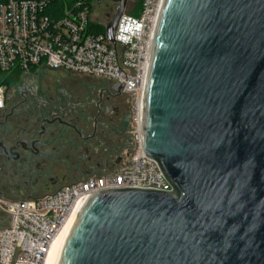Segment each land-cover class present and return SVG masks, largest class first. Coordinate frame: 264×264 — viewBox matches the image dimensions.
Listing matches in <instances>:
<instances>
[{
	"label": "water",
	"instance_id": "1",
	"mask_svg": "<svg viewBox=\"0 0 264 264\" xmlns=\"http://www.w3.org/2000/svg\"><path fill=\"white\" fill-rule=\"evenodd\" d=\"M141 131L173 190L86 195L55 264H264V0L161 1Z\"/></svg>",
	"mask_w": 264,
	"mask_h": 264
},
{
	"label": "built area",
	"instance_id": "2",
	"mask_svg": "<svg viewBox=\"0 0 264 264\" xmlns=\"http://www.w3.org/2000/svg\"><path fill=\"white\" fill-rule=\"evenodd\" d=\"M0 0V72H20L22 79L41 70L73 74L121 84L133 106L127 130L129 150L116 170L101 168L42 198L4 200L8 215L0 225V264H45L51 246L76 215L86 195L105 189L139 187L173 190L157 161L144 153L141 99L152 35L162 0H143L138 15L124 13L114 39L96 32L88 0ZM9 88L0 84V111ZM124 162V164H123Z\"/></svg>",
	"mask_w": 264,
	"mask_h": 264
},
{
	"label": "flooded vegetation",
	"instance_id": "3",
	"mask_svg": "<svg viewBox=\"0 0 264 264\" xmlns=\"http://www.w3.org/2000/svg\"><path fill=\"white\" fill-rule=\"evenodd\" d=\"M114 5L117 11L118 3L107 4V22ZM39 74L10 87L0 111L4 200L42 198L101 168L116 170L129 146L130 118L121 113L128 93L104 80L82 89Z\"/></svg>",
	"mask_w": 264,
	"mask_h": 264
},
{
	"label": "rangeland",
	"instance_id": "4",
	"mask_svg": "<svg viewBox=\"0 0 264 264\" xmlns=\"http://www.w3.org/2000/svg\"><path fill=\"white\" fill-rule=\"evenodd\" d=\"M142 0H129L124 13L127 14H133L136 12L137 7L140 5ZM110 3V0H93V10H92V18L95 22H107L106 19V13L108 12L107 4ZM115 10L112 11V15L115 14L116 12V5H114ZM40 74L41 79L47 77L48 79H52L54 81H60L62 82H67L69 86L71 87H79V88H84L88 84H93V83H99L101 79L99 78H92L84 75H79V74H73L65 70H41L38 71ZM36 72V73H38ZM34 72V74H36ZM34 74H29L28 76H33ZM22 80V76L17 80V82L8 84V88L12 87L13 85H16L17 83ZM11 89V88H10ZM81 89V90H82ZM10 92V91H9ZM122 100V99H121ZM121 100L119 101H114L113 105H119L121 104ZM133 106V99L130 94L124 97V106H122L121 113L124 115V118L127 115H130L131 109ZM130 126V124H129ZM128 138V136H127ZM129 148L127 147L126 151H128ZM124 164V162H123ZM84 174H81L80 178ZM8 221V215L0 210V225H5Z\"/></svg>",
	"mask_w": 264,
	"mask_h": 264
},
{
	"label": "trees",
	"instance_id": "5",
	"mask_svg": "<svg viewBox=\"0 0 264 264\" xmlns=\"http://www.w3.org/2000/svg\"><path fill=\"white\" fill-rule=\"evenodd\" d=\"M73 0H55L54 1V5L53 8L57 11V12H62L65 2H67L68 4H71ZM89 4L93 3V0H88ZM143 1V0H142ZM141 1V3H142ZM141 3L140 5L137 7L136 12L133 13L132 15H138L140 8H141ZM91 9H93L91 7ZM92 11V10H91ZM105 23L107 24L108 22H95L92 25V28L94 31L96 32H105ZM21 77V73L20 72H13V73H4V72H0V84H6L8 86V84H12L17 82V80Z\"/></svg>",
	"mask_w": 264,
	"mask_h": 264
},
{
	"label": "bare ground",
	"instance_id": "6",
	"mask_svg": "<svg viewBox=\"0 0 264 264\" xmlns=\"http://www.w3.org/2000/svg\"><path fill=\"white\" fill-rule=\"evenodd\" d=\"M72 221H73V219L69 222V224H67V226L63 229V231L59 234V236L53 242L51 249L47 255V258L45 260V264H55L57 255L59 253L61 245L64 241V238L66 236V233H67Z\"/></svg>",
	"mask_w": 264,
	"mask_h": 264
}]
</instances>
